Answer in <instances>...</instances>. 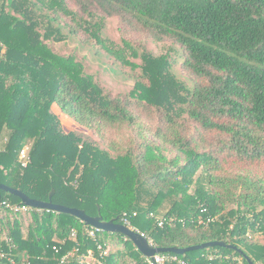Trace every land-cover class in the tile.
<instances>
[{"label":"trees","instance_id":"16d2710c","mask_svg":"<svg viewBox=\"0 0 264 264\" xmlns=\"http://www.w3.org/2000/svg\"><path fill=\"white\" fill-rule=\"evenodd\" d=\"M97 15L179 44L184 69L199 81L188 90L167 54L142 51L133 88L106 92L73 55L46 42L61 41L66 28L99 44L101 21H90ZM63 117L113 155L66 134ZM191 123L214 139L198 147ZM129 128H137L138 144L108 139L110 129ZM0 183L40 201L53 189V203L104 220L122 223L125 213L154 247L231 245L193 250L194 259L186 252L191 264H264V240L249 235L264 237V0H0ZM0 194V264L8 256L61 264L73 250L64 264H79L76 256L95 248L91 226L77 217L14 212L2 202L24 203ZM96 240L114 243L105 264H144L125 235L99 229Z\"/></svg>","mask_w":264,"mask_h":264},{"label":"rangeland","instance_id":"374dc122","mask_svg":"<svg viewBox=\"0 0 264 264\" xmlns=\"http://www.w3.org/2000/svg\"><path fill=\"white\" fill-rule=\"evenodd\" d=\"M90 19L92 22L101 21L102 27L98 32V36L101 38L99 44L94 42L93 37H88L83 29L78 31L79 35L77 37H73L67 34L66 28L63 29V39L61 41L47 40L46 42L54 52L60 55H73L77 61L82 63L84 71L92 74L95 80H97L106 92L108 91L111 93V95L127 93L133 88L135 80L138 78L140 72V54L142 51L150 52L155 56L167 54L170 59V70L172 74L188 90L191 89L194 81H199L190 71L184 69L182 62L185 53L179 44L166 38L154 40L143 28L135 24H126L117 16H106L101 19V17L97 15L94 18L90 17ZM85 37H87L86 41L79 39ZM107 47L110 48L111 51L117 50L124 58L132 62L135 68L130 64H122L120 59H115V56L109 53ZM62 119L66 134L67 131L72 130L70 134L81 138V142L85 146L93 147L100 151H108L113 155L112 149L106 147V141L105 144V142L103 143L99 137L92 134L87 129L76 126L65 117ZM143 121L147 124L145 119ZM190 127V133L192 134L194 132L195 135L193 141L198 147H201L199 142L206 143V141H212L214 139L213 133H206L200 126L191 123ZM200 134L203 135V140L198 138ZM145 135L150 137L148 133ZM108 136V139H112L116 144L122 146L133 143L138 144L140 141L137 138V128L121 130L110 129L108 131ZM24 149L26 151V147ZM171 154L172 153H166L167 156ZM103 234L107 237L109 232L103 231ZM249 235L252 236L256 242H262V240H264V237H260L259 233L256 235ZM120 242L121 245L124 244L123 241ZM125 244L127 248L134 249L135 247L130 240L125 242ZM195 255H197L196 251L189 253L191 259H194L193 256Z\"/></svg>","mask_w":264,"mask_h":264},{"label":"water","instance_id":"95a60500","mask_svg":"<svg viewBox=\"0 0 264 264\" xmlns=\"http://www.w3.org/2000/svg\"><path fill=\"white\" fill-rule=\"evenodd\" d=\"M5 191L10 194L16 195L20 198V201L27 206L37 209H45V210H52L57 212H63L71 214L78 219H80L85 225H89L91 227H95L97 229L107 231V232H116L125 235L137 248V250L145 255L151 256L155 252H171L177 254H185L186 252L198 250L205 247H213V246H228L231 247L230 244H226L223 241H207L198 245H192L188 247H154L151 246L148 241L138 232L128 228L127 226L123 225L122 223L116 222L115 219L104 220L101 214H97L95 216L87 215L84 210L78 209L75 207H67L61 204H56L51 201V197L53 194V189H51L48 199L46 201H40L34 198L28 197L25 193L20 191L19 189L10 187L6 184L0 183V191ZM1 198V194H0ZM99 210V207L97 208ZM248 264H253V262L246 258Z\"/></svg>","mask_w":264,"mask_h":264},{"label":"built area","instance_id":"2783aa9c","mask_svg":"<svg viewBox=\"0 0 264 264\" xmlns=\"http://www.w3.org/2000/svg\"><path fill=\"white\" fill-rule=\"evenodd\" d=\"M19 157L21 159V163L23 166L26 165L28 158L26 156L25 149H22L20 151ZM6 207L10 208L14 212H23L27 211L30 206H27L25 204L22 205H10L7 202H2ZM135 214V213H134ZM122 224L127 226L128 228L140 233L147 241L148 243L153 246L150 241L145 237V235L137 230L134 229V227L131 226L127 216L125 213L123 214L122 218ZM99 229L95 227H91L87 230L88 236L95 240V248H88L86 253H81L76 256V260L79 262V264H105L106 257L110 254L111 248L114 246V243H108V244H102L96 240V232ZM54 249H57L55 246ZM74 252V250L72 251ZM72 252H66L60 259V263L64 264L67 260V257L72 254ZM144 256V264H191L190 261L184 257V254H176L171 252H155L151 256ZM41 259V258H40ZM7 263L8 264H32L31 259L29 257H24L23 261L17 260L16 258L12 256L7 257Z\"/></svg>","mask_w":264,"mask_h":264}]
</instances>
